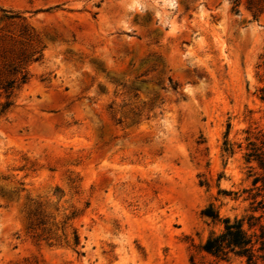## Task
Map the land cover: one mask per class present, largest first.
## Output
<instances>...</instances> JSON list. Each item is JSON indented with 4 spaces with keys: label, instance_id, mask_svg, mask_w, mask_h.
I'll use <instances>...</instances> for the list:
<instances>
[{
    "label": "rangeland",
    "instance_id": "obj_1",
    "mask_svg": "<svg viewBox=\"0 0 264 264\" xmlns=\"http://www.w3.org/2000/svg\"><path fill=\"white\" fill-rule=\"evenodd\" d=\"M7 80L0 264H248L202 246L261 215L264 0H0Z\"/></svg>",
    "mask_w": 264,
    "mask_h": 264
},
{
    "label": "trees",
    "instance_id": "obj_2",
    "mask_svg": "<svg viewBox=\"0 0 264 264\" xmlns=\"http://www.w3.org/2000/svg\"><path fill=\"white\" fill-rule=\"evenodd\" d=\"M13 71L15 72L16 69L14 68ZM20 75L18 84H24L27 80V74L21 72ZM15 84L16 80H7L1 84L0 89L7 97L15 88ZM8 105L9 103H6V106ZM250 151L251 152L247 154L248 159L255 160L259 168L264 172V150L252 146ZM258 183H261V188L256 187L257 192L251 195V199H253V203H255L257 197H262V200L256 202L257 205L254 209V211L258 209L261 210V215L255 217L254 214H252L246 219H235L233 222L229 219H225L224 231L220 235L209 237L206 240L205 244L202 246L204 252L220 260H226L231 254H234L245 257L248 264H257L258 257L256 253H264V225L261 224L262 219H264V174L254 178L252 184L256 186ZM205 214L213 219L218 217L212 209H207ZM31 215L36 216V213ZM245 220L247 221L248 229L244 228ZM40 224H42V222H40ZM257 228L259 234L256 232ZM74 244H78L76 236H74ZM259 258L264 260V255Z\"/></svg>",
    "mask_w": 264,
    "mask_h": 264
}]
</instances>
